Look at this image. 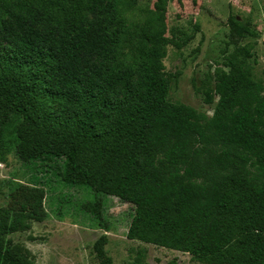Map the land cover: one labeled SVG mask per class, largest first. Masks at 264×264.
Returning <instances> with one entry per match:
<instances>
[{
	"label": "trees",
	"instance_id": "1",
	"mask_svg": "<svg viewBox=\"0 0 264 264\" xmlns=\"http://www.w3.org/2000/svg\"><path fill=\"white\" fill-rule=\"evenodd\" d=\"M135 8V0H0V161L21 122L31 150L20 159H62L57 174L93 193L81 210L100 228L101 196L114 197L133 206L130 241L199 262L264 264V84L251 77L246 42L258 33L229 18L234 49L227 70L215 71L209 117L167 99L166 48L187 41L167 37L166 0L132 16ZM32 219L0 212V264H32L5 240ZM107 243L102 235L92 247L98 264H112Z\"/></svg>",
	"mask_w": 264,
	"mask_h": 264
},
{
	"label": "rangeland",
	"instance_id": "2",
	"mask_svg": "<svg viewBox=\"0 0 264 264\" xmlns=\"http://www.w3.org/2000/svg\"><path fill=\"white\" fill-rule=\"evenodd\" d=\"M156 1L135 0L132 16L154 9ZM165 11L167 37L187 41L180 50L167 47L162 61L164 71L172 76L167 94L170 103L212 116L217 103L212 95L215 71L227 70L223 62L234 49L229 43L230 17L258 33V39L246 42L254 45V57L249 60L251 77L264 84V0H166ZM12 93L9 95L15 97ZM16 136L17 145L0 161V212L32 216L28 230L5 236L32 264H98L92 247L102 235L108 238L104 249L112 264L137 260L141 264H218L126 239L134 209L114 197L101 196L106 229L100 228L81 210L82 204L94 199L93 193L64 184L57 174L63 160L23 161L18 151H29L31 146L21 122Z\"/></svg>",
	"mask_w": 264,
	"mask_h": 264
}]
</instances>
